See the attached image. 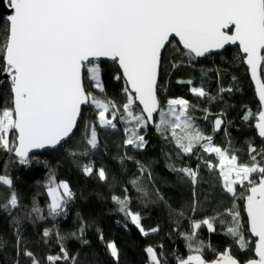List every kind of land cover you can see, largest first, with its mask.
<instances>
[{
  "label": "snow or ice",
  "instance_id": "obj_1",
  "mask_svg": "<svg viewBox=\"0 0 264 264\" xmlns=\"http://www.w3.org/2000/svg\"><path fill=\"white\" fill-rule=\"evenodd\" d=\"M10 14L0 27V89L7 84V97L0 94V149L14 154L21 165L37 161L33 150L62 147L74 135L78 120L83 116L82 106L91 105L97 110L96 121L85 122L83 150L76 147L68 150L73 157H88L98 149V127L116 129L117 114L125 124L124 146L143 150L148 141L146 131L151 126L176 148L177 156L196 155L197 149L210 154L203 160L210 171H218L220 185L232 199V203L217 211L213 216L197 220L189 216L200 209L196 186L200 181V165L177 166L171 160L170 171L179 178L190 181L193 192L190 205L173 208L167 205L160 189L155 186L150 165L135 160L136 172L128 184L135 189L137 198L147 207L163 202L169 215L176 217V231L185 240L187 254L173 251L170 255L174 264H264V147L257 148L253 142L247 144V160L231 147H222L213 140V134L225 123L222 116L213 122L212 134L205 131L190 114L195 106L183 97L160 95L159 78L165 68V52L169 45L179 52L173 43L178 38L183 56L191 64L197 58L214 54L226 45L238 44L243 63L248 66L255 81L260 101L256 113L246 109L242 119L255 120L252 127L256 135L264 139V0H6ZM110 58L111 69L116 80L123 79L128 87L123 89L125 102L122 106L111 98L89 91L85 81L104 92L101 81L102 69L99 58ZM173 69L183 61H170ZM219 77V73H217ZM235 80V77H232ZM177 83L190 86L195 97H212L203 83L199 86L192 79H178ZM231 87H220L219 92H231ZM207 112V109H205ZM207 119V116H205ZM227 135V129H224ZM211 154L218 158L213 163ZM260 157V159H258ZM133 160L134 157H121ZM85 176L97 175L107 182L108 172L104 167H95L94 161L82 164ZM0 185L6 186L10 195L0 200V211L9 215L21 207V197L14 187V180L0 174ZM49 198L47 217L43 209L33 200L29 217L44 220L55 219L67 214V206L74 200L75 193L67 181L57 182L49 170L44 185ZM123 196L112 195L118 211L134 225L141 236L147 237L160 231L159 225L146 229L142 224V213L133 211L132 196L128 186ZM247 214L245 228L241 206ZM17 235L16 254L21 255L19 217H12ZM189 221L187 231H179L180 220ZM219 225V229L217 228ZM207 226L209 233L222 231L231 237L241 254L251 248L253 256L241 260L233 253L229 244L219 251L210 242L199 239V230ZM125 229L128 228L124 224ZM256 237L254 247L245 232ZM81 224L79 237H83ZM52 229H44L47 239ZM60 252L48 254L47 264L71 261L78 264L79 254L69 256L64 247L65 236L55 233ZM77 236V233H71ZM99 239L106 243L109 254L119 261L120 250L113 240L105 241L101 232ZM87 244V240H83ZM6 241L0 239V248ZM147 264H170L169 254L163 244L147 245L144 248ZM214 258L209 259L207 252ZM32 264H41L35 254L25 248L22 253ZM15 264H20L19 260Z\"/></svg>",
  "mask_w": 264,
  "mask_h": 264
},
{
  "label": "trees",
  "instance_id": "obj_2",
  "mask_svg": "<svg viewBox=\"0 0 264 264\" xmlns=\"http://www.w3.org/2000/svg\"><path fill=\"white\" fill-rule=\"evenodd\" d=\"M4 23V22H3ZM2 23V26H3ZM1 26V27H2ZM181 51L177 52L172 45H169L165 52V68L159 78L161 86L160 95L163 99L168 97H183L195 106L190 108V114L205 131L212 134L213 122L217 116H222L225 121L220 133L213 134V140L222 147H231L241 157L247 160V144L251 141L257 148L264 147L262 140L256 135V130L252 127L255 120L245 122L242 117L246 109H251L256 113L260 110L253 85L248 75L247 68L243 63L239 47H227L223 52L208 55L204 58H197L191 64L188 58L183 56V49L173 41ZM170 61H183L180 67L173 69ZM101 81L104 92L100 93L87 80L85 85L89 91L97 95L111 98L117 105L122 106L125 102L123 89L127 87L125 80H116L111 69L112 62H100ZM219 73V77L217 76ZM232 77L236 79L233 80ZM178 79H192L196 86L203 83L206 91L215 99L199 98L193 96L189 91L190 86L177 83ZM231 87L233 91L220 93L219 88ZM0 94L7 97V84L0 89ZM207 109V112L205 111ZM83 116L79 123L75 135L63 144L62 147L35 154L37 161L29 165H21L14 154H10L0 149V174H7L14 180V187L21 197V207L14 210L11 215L0 211V239L6 241L3 248H0V264H15L19 260L20 264H32L30 258L22 253L25 248L32 251L41 260V264H47L46 256L60 252V246L55 235L59 232L65 236L64 247L68 250L69 256L79 254L78 264H117V261L109 254L106 243L99 239L102 232L105 241L113 240L120 250L118 264H147L148 258L144 251L147 245L163 244L169 254L170 264L171 253L177 251L187 254L185 240L179 235L176 219L169 215L167 205L179 208L190 205L192 201L193 187L190 181L181 180L177 173L168 169L167 164L170 158L177 166H190L195 168L200 165V181L196 186L197 198L200 201V209L195 214L188 212L189 216L194 215L200 220L205 216H213L217 211H222L232 203L231 197L222 190L218 171H210L204 166L203 160L208 159L210 154L203 153L197 149L196 155L177 156L175 146L160 136L154 127H149L146 131L145 139L148 141L143 150L133 149L124 146V127L120 121V113L114 123L116 129H104L98 127L99 147L91 152L88 157H76L68 154V150L76 147L82 151L84 125L86 120L96 121L97 110L91 106H84ZM207 116V119H205ZM227 129V135L224 129ZM134 157L133 160L125 159L121 163V157ZM213 163H217L214 154H211ZM260 159V157H258ZM135 160L150 165L155 186L163 194L167 205L163 202L149 204L145 207L137 198L135 189L128 184L130 178L136 172ZM89 161L95 162V167H104L108 172L107 182L99 180L98 176H85L81 171V165ZM49 170L55 174V179L67 181L75 193L74 200L67 206V214L55 219L48 217L40 220L35 216L29 217L26 213L31 209L33 200L43 209V214L47 217V204L49 198L44 185L49 176ZM128 186L132 196V210L140 211L143 219L142 224L146 229L159 225L160 231L150 234L147 237L141 236L137 228L130 223L125 216L118 211V205L112 200V195L123 196V189ZM10 195L6 186L0 185V200ZM243 209V202L236 201ZM19 217V236L21 255L16 254L17 235L14 230L12 217ZM242 216L247 227V215L242 210ZM179 224V231L189 229V221L184 220ZM84 225L83 237H79L81 224ZM124 224L128 228L123 227ZM52 229L53 234L47 239L43 236L44 229ZM219 229V225L217 224ZM77 233L72 236L71 233ZM246 237L251 238L254 247L255 238L247 231ZM199 239L210 242L213 247L223 251L224 247L232 244L233 253L241 260H246L253 256L250 248L246 254H241L238 247L233 244L232 238L225 236L222 231L209 233L207 226L199 230ZM83 240L88 243L84 244ZM209 259L214 258L213 254L207 252ZM60 264H72L69 261H62Z\"/></svg>",
  "mask_w": 264,
  "mask_h": 264
},
{
  "label": "water",
  "instance_id": "obj_3",
  "mask_svg": "<svg viewBox=\"0 0 264 264\" xmlns=\"http://www.w3.org/2000/svg\"><path fill=\"white\" fill-rule=\"evenodd\" d=\"M8 14H10V9H8L7 7H6V0H0V17H6ZM4 21H3V19H0V27L2 26V23H3ZM175 40L178 42V38H175ZM181 46V48H182V45H180ZM236 46H238V44H236V45H226L225 46V49L227 48V47H236ZM239 47V46H238ZM225 49H223V50H217L216 52H214V54H216V53H220V52H223ZM204 58V57H203ZM100 62H112L111 61V59L110 58H107V57H101V58H99V60L97 61V63H100ZM245 66H246V68H247V71H248V75H249V77H250V80H251V83H252V85H253V88H254V91H255V95H256V98H257V101H258V103H259V105H260V101H259V99H258V93L256 92V88H255V81H253L252 80V78H251V74H250V71H249V69H248V66L245 64ZM126 82V81H125ZM127 87H128V85H127ZM84 106H87V105H84ZM84 106H82V109H83V107ZM81 119H82V117L81 118H79V120H78V126H79V123H80V121H81ZM225 124V123H224ZM224 124L221 126V130H219V131H217L216 133H220L221 131H222V129H223V127H224ZM78 129V128H77ZM77 129H76V131H75V133L77 132ZM259 138V137H258ZM260 140H262L263 141V143H264V139H261V138H259ZM59 148V147H58ZM48 150H53V149H51V148H49V149H42V150H33V153L34 154H39V153H43V152H46V151H48ZM246 213V212H245ZM247 215V214H246ZM251 234V233H250ZM252 236V235H251ZM253 238H255V240L257 239L256 237H254V236H252Z\"/></svg>",
  "mask_w": 264,
  "mask_h": 264
},
{
  "label": "rangeland",
  "instance_id": "obj_4",
  "mask_svg": "<svg viewBox=\"0 0 264 264\" xmlns=\"http://www.w3.org/2000/svg\"><path fill=\"white\" fill-rule=\"evenodd\" d=\"M89 82V81H88ZM90 84L92 85V83L90 82ZM86 121H88V120H86ZM84 133H85V127H84ZM65 144V143H64ZM214 156H215V154H214ZM216 158V160H217V162H218V158L217 157H215ZM175 219H176V217H174ZM185 220V219H184ZM184 220H180V222H179V224L181 225V224H183L185 221Z\"/></svg>",
  "mask_w": 264,
  "mask_h": 264
}]
</instances>
